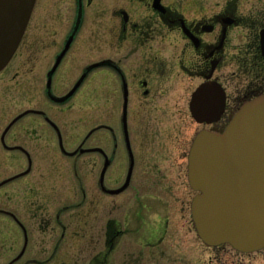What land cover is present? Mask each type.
<instances>
[{
	"label": "flooded vegetation",
	"instance_id": "flooded-vegetation-1",
	"mask_svg": "<svg viewBox=\"0 0 264 264\" xmlns=\"http://www.w3.org/2000/svg\"><path fill=\"white\" fill-rule=\"evenodd\" d=\"M259 96L264 0H34L0 68V264H252L198 236L189 154Z\"/></svg>",
	"mask_w": 264,
	"mask_h": 264
},
{
	"label": "water",
	"instance_id": "water-1",
	"mask_svg": "<svg viewBox=\"0 0 264 264\" xmlns=\"http://www.w3.org/2000/svg\"><path fill=\"white\" fill-rule=\"evenodd\" d=\"M34 0H0V68L15 51ZM192 219L209 245L264 247V96L243 104L222 132L201 130L189 154Z\"/></svg>",
	"mask_w": 264,
	"mask_h": 264
},
{
	"label": "rangeland",
	"instance_id": "rangeland-1",
	"mask_svg": "<svg viewBox=\"0 0 264 264\" xmlns=\"http://www.w3.org/2000/svg\"><path fill=\"white\" fill-rule=\"evenodd\" d=\"M195 240H196V238L194 235L193 245H192L194 258H199L198 260H200V261L201 260L206 261L207 258H209L212 255V253L208 252V253H206V255L203 256V258H201L199 253H198L200 251H199L198 245L195 243ZM230 249H232V248L229 245L224 247L225 256H228L230 254ZM206 256H208V257H206ZM239 256L243 257L246 261H251L252 264H264V247L260 250L253 251V252H248V253L240 252ZM204 257H206V258H204Z\"/></svg>",
	"mask_w": 264,
	"mask_h": 264
}]
</instances>
